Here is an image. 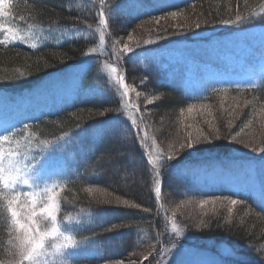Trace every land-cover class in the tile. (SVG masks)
Wrapping results in <instances>:
<instances>
[{
    "label": "rangeland",
    "instance_id": "374dc122",
    "mask_svg": "<svg viewBox=\"0 0 264 264\" xmlns=\"http://www.w3.org/2000/svg\"><path fill=\"white\" fill-rule=\"evenodd\" d=\"M115 2L116 0H105L108 30L105 35L104 51L90 57H84L85 61L91 60L93 62L82 74H79L78 71L82 62L81 58L67 70L52 73L31 88L24 90L0 89V133L5 128L15 127L17 130H21L20 134H22L23 124L30 125L32 122L56 114L64 108L72 107L79 98L84 81L95 65L94 79H103L108 87L115 90L117 102L115 108H120L118 91L116 86L109 81L107 71L103 68V63L105 61L113 63L121 72H124L126 67L127 71L125 72L130 76L131 85L135 91H130L129 96L125 99L130 108L132 105H138L137 100L141 103L149 126V130L145 129L149 133V139L143 146L136 142L137 137L132 132L128 109H121L123 119L112 117L113 120L119 122L122 131L128 134L132 141H135L139 152L144 158L143 166L132 165L128 161L124 165L115 167V170L122 169L124 172H132L133 170L139 174L141 172L139 188L141 193L144 194L150 190L149 186L153 183L149 176V165L145 161L144 156V151L155 152V148L151 146V138L154 137L156 145H159L160 149L167 152L169 145H175L178 148L179 142L183 140L186 132L193 131L192 128H187V125H195L201 119L202 121L200 120V122L202 123L196 126L203 128L205 132L210 131V129L207 123L204 122L203 116H197V122L193 121L191 117L182 121L180 110L174 112L161 110L159 108V103L162 100L159 96L160 93H157L151 87L149 79L140 74L136 68H143L146 71H158L167 78H178L181 74L184 76L183 83L186 91L195 97H200L199 93L213 85L221 87V85H234L236 82L254 81L258 84V87L264 86V81L258 80L259 77L264 76V26L248 25L226 31L227 25L219 24L214 27L201 29L195 34L172 35L168 39L136 49L135 56L126 54L117 61V57L111 49L113 40H120L122 45L124 42H128L127 37L129 34L133 35L134 41L137 37L155 40L156 29L160 26L154 22L150 23L151 18L141 21L138 25L154 24L155 30L152 29L150 32L148 30L149 26H147L143 29L142 34L138 31V36H135L137 34L133 32L132 28H129L128 23L133 14H139L148 8L155 7L163 3L164 0H144L146 7L141 11H131L125 8L118 14L113 13L110 15L107 8L113 7ZM76 3L88 4L89 9H92L90 19L86 20L87 25H91V28L85 25V21H81V23L70 26L63 31H58L54 27L43 28L34 26V40H29L27 44L23 42L16 43L30 46L31 43L35 42L38 48L51 41L60 43L76 38H84L90 43V47H96L99 44V33L95 31L98 27L99 0H77ZM189 16L191 17L192 14ZM23 22L14 19V17L10 20V23L23 29H27L28 25L31 24ZM160 23L170 25L176 23V21L169 18L167 21L161 20ZM0 39H2V36H0ZM129 43L130 46L133 45V42ZM145 78L147 83L142 84L141 82ZM93 86L96 87V85ZM136 92H140L141 95L137 97ZM206 95L207 93H205ZM216 95L212 100L195 104L207 103L212 105V113L208 116V120L215 123L219 128V139L213 140L210 144L205 141L198 145L199 150L185 152L182 157L196 156L201 153L200 151L206 152L207 150H202L201 147L207 146H210L211 154L232 156L231 158L220 156L212 160L213 162L195 166L192 175L198 181L209 186L218 185L234 191L247 192L260 201L261 188L264 183V155L240 143L241 140L248 141L249 137H252L258 142L255 147H264V128L259 123L260 117L257 115L253 123L240 132V129L245 124L240 119L245 107L243 102L244 100L252 101V98L245 97L241 93L234 95L230 91L217 93ZM152 96H158L159 99L150 104L147 103V99ZM224 97L226 98L223 106H221L220 101ZM237 103L241 107L236 108V112L229 115ZM250 106L251 104L246 106V108L248 109ZM137 109L138 107L131 109L133 115L137 114ZM232 118L236 120V124L230 129L227 124ZM137 123L140 124L139 117H137ZM171 126H174V132ZM141 127H144L143 124H141ZM30 130L32 131L31 127ZM91 132L93 131L85 129V131L79 130L72 133L66 142L58 145L56 149L50 152L53 164L71 174L72 168L75 169L81 161L85 160L78 153L83 152L85 154L84 147H86V144H83V142L91 137ZM237 132H240V135L236 141H232L231 136ZM142 147L144 151L141 150ZM35 151H38V149L34 150L33 154H35ZM248 168L252 169L251 175H245V170ZM70 176L66 177L67 182ZM167 181L169 182V180ZM24 190H27V186H25ZM186 191L181 184L179 185L175 182L167 184V209L163 210V214L158 212L156 215L158 225L154 235H156L157 231L163 233L161 237L162 243L157 244V248H163L165 245L170 247L171 240L179 239L183 247L192 253L185 257L188 264H200V262L213 259H220L222 264H232L226 255L220 256L221 252L226 253L228 251L229 246L236 249L241 258L244 259V254L247 251H241L242 247L238 248L237 244L235 245V243L227 240L226 234H220L211 227L197 229L194 224L200 219H204L206 222L211 220L213 223L217 218L225 220L228 224L239 223L241 220L251 216L252 211L249 205L246 203L237 204L233 209L232 219L229 220L227 207L217 208L216 212L213 213L209 211L212 205H206L202 209L198 203H182L188 200L199 201L210 198L198 197ZM178 205H180L179 208L177 207ZM174 211L176 213V223L178 227L185 229L186 238L176 237L175 233L171 232L172 213ZM152 243H156L155 238ZM94 250L95 248H93ZM142 252L129 254L127 259L124 260L125 264H129V260L136 261V264H141V261H143V264H149L151 257L149 261H144L143 257L139 255ZM117 261L100 264H116Z\"/></svg>",
    "mask_w": 264,
    "mask_h": 264
},
{
    "label": "trees",
    "instance_id": "16d2710c",
    "mask_svg": "<svg viewBox=\"0 0 264 264\" xmlns=\"http://www.w3.org/2000/svg\"><path fill=\"white\" fill-rule=\"evenodd\" d=\"M13 2L16 5L13 8L14 19L20 20V16H24L23 23L28 22L35 27H54L58 31H63L70 26L81 23V21H88L92 14V9H89L88 4H77V0H38L36 3L33 0H13ZM261 2L262 0H248V6L257 8ZM168 3L171 6L159 7L157 5L139 14H133L129 19V28H132L136 34L139 32L142 34L143 29L149 26L148 30L151 32L155 28L154 24L148 23L141 26L138 23L153 16H165L171 11L181 12L188 16L192 14L191 18L194 17L193 19L197 17L201 19L229 18V9H231V18L233 19L237 10L247 15L244 0H170ZM237 4H239V9H237ZM77 16L80 19L74 20L73 18ZM261 20V17H256L252 22L245 25H227L226 31L248 25L264 26V22ZM20 22L22 21L20 20ZM217 25L219 24L202 27V29ZM159 26L167 25L160 23ZM188 33L189 35L192 34L191 32ZM89 47L90 43L84 38L60 43L51 41L35 49L19 43L2 45L0 46V77H16L17 73L20 72L25 73V75L13 82L0 84V89L24 90L31 88L50 74L65 71L77 63L82 58V53H85ZM136 69L148 78L151 87L160 93L159 96L162 100L159 103V108L161 110L179 111L187 108L189 104L212 100L217 96V93L212 92L207 93L206 99L192 96L186 91L183 83L184 76L181 74L178 78H167L158 71ZM124 70L127 71L126 67ZM125 71L123 72L125 80L131 85L130 76ZM94 72H96V65L84 81V86L73 108L61 110L30 124L32 131L39 134L40 140H53L55 136H59L64 131L70 134L78 132L80 130L76 127L78 123L81 124L82 128L93 131L91 137L83 142L86 144L84 147L85 154L83 152L78 153L85 160L81 161L75 169L72 168L70 179L61 192L60 218L63 219L69 215L74 218L79 216L84 223L76 230L77 239L95 237L99 242L93 246L95 250H99L98 256L90 258L91 253L87 256L82 253L75 264H100L126 260L131 253L145 251L149 242L152 243L156 236L154 232L158 225L157 213L163 214V210L167 209L166 186L169 182L181 184L187 190L186 192L202 198L228 196L245 200L251 208V216L234 224H228L225 220L217 218L213 223L211 222L210 227L220 234H226L227 240L237 244L238 248H243L241 251H247L243 259L245 264H264V253L257 251L259 248H264V207L260 206V201L247 192H239L237 197L234 195L236 192L234 190L218 185L209 186L198 181L192 175L195 166L213 162L212 160L220 156L228 158L232 156L211 154L212 150H210V146H207L201 147L202 150H207L206 152L200 151L201 153L196 156L181 157L178 167L190 170L187 175L178 174L176 170H169L168 166L165 165L161 170L164 186L159 199L155 198L153 183L149 186V191L144 194L141 193L139 188L141 172L139 174L133 170L132 172H124L122 169L115 170V167L124 165L128 161L132 165L143 166L144 158L135 141H132L130 136L122 131L119 122L112 119L114 116L111 112L106 116L97 115L99 111H104V109H114L117 102L115 90L108 87L103 79L95 80ZM93 85L102 89L105 95H86L85 90ZM228 91L234 95L241 93L245 97L252 98V100L253 97L264 100V86L244 90L229 87ZM136 102L140 114H143L144 120L147 122L141 103L139 100ZM256 107L258 110L260 105ZM244 109L240 119H242L241 122L246 123L252 117V105L250 108ZM200 120H198L199 123L196 120L195 125L202 123ZM230 121H232L231 126L229 123L227 125L231 129L235 126L236 120L232 118ZM146 129L149 130V126ZM171 129L174 132V126H171ZM88 187L104 191L113 201L116 198L121 201L128 200L129 205L99 203L86 191ZM65 197L67 199H64ZM134 204H139L140 209L131 207ZM143 208H149L151 211L145 213ZM90 214L93 218L91 223L88 222ZM217 223L221 227H217ZM114 225L116 227H113ZM8 238L6 213L0 210V260L7 258Z\"/></svg>",
    "mask_w": 264,
    "mask_h": 264
},
{
    "label": "snow or ice",
    "instance_id": "6c2138e0",
    "mask_svg": "<svg viewBox=\"0 0 264 264\" xmlns=\"http://www.w3.org/2000/svg\"><path fill=\"white\" fill-rule=\"evenodd\" d=\"M33 2L36 3L38 0H33ZM99 3L98 27L95 29L99 33V44L96 47L88 48L87 52L82 53V62L78 68L79 74H82L93 62L91 60L85 61L84 57H90L104 51L105 35L108 30V18L105 14L107 6L105 5V0H99ZM158 6L168 7L171 5L168 3V0H164ZM244 6L247 15L237 10L234 19L231 18V9H229V18L225 19H201L199 17L192 19L190 16L177 11L168 12L166 16H153L149 22H154L156 25H160L161 20L167 21L169 18L176 21V23L157 28L155 40L138 37L134 41V37L131 34L127 37L128 42H124L122 45L120 40H113L111 45L112 52L117 57V61H119L126 54H133L135 56L136 49L142 46L147 47L160 40L168 39L172 35H185L188 32L195 34L202 27H208L209 25L217 23L230 26L245 25L252 22L256 17H261V22H264V0H262L257 8H250L248 0H244ZM14 7L16 5L13 0H0V36H2L0 46L5 44L11 45L16 42L27 44L29 40L35 39L34 25L30 24L27 29H23L10 23V20L13 18ZM145 7L144 0H116L114 6L107 8V11L111 15L113 13L118 14L125 8L131 11H141ZM237 9H239V4H237ZM24 19V16H20L21 21H24ZM73 19L79 20L80 17L77 16ZM85 25L91 28V25H87L86 21ZM169 28H171V32ZM129 42H133V45L130 46ZM30 48H37V43H31ZM103 68L107 71L109 81L116 86L119 97L118 102L121 104V107L104 109V111H99L97 115L106 116L107 113L111 112L114 117L123 119L121 109H128L132 132L137 137L136 142L143 146L149 139V133L145 130L148 124L144 120L143 114L138 112V109L137 114L133 115L131 109L137 108V106L132 105L130 108L125 99L129 96L130 91H135V89L132 85L125 82L124 73L119 71L113 63L105 61ZM24 75L25 73L20 72L17 73L16 77H0V84L13 82ZM258 80L264 81V76L259 77ZM141 83H147L146 78ZM232 86L237 90H244L255 89L258 87V84L254 81H245L243 83L236 82L234 85H221V87L213 85L212 87L205 88L199 93V96L206 99L205 93L208 92L227 93L229 87ZM85 94L104 96L105 92L98 87L92 86L85 90ZM140 95V92H136L137 97ZM225 98L221 99V106H223ZM158 99V96H152L150 99H147V103L150 104ZM249 104L252 105V119H249L243 125L240 132L245 127H249L257 115L260 117L259 123L264 128V100L256 97H253L252 101L244 100L243 106H248ZM257 105H260L258 110ZM238 107H241L239 103L236 104L229 115L235 113ZM211 113V104H189L186 110H180L182 121L187 120L188 117L196 121L197 116H203L204 122L207 123L210 131L205 132L203 128L190 124L187 125V128H192L193 131L186 132L183 140L179 142L178 148L175 145H169V150L165 152L160 149L159 145H156L154 137L151 138V146L155 148V152L144 151L142 147L141 150L144 151L145 159L149 165V176L154 184L156 199L160 198L162 187L164 186L161 170L165 165L168 166L169 170H176L178 174L187 175L190 173V170L178 167L184 153L190 150H199L198 145L205 141L210 144L213 140L219 139V128L215 123L208 120V116ZM137 117L140 119V124L137 123ZM141 124L144 127H141ZM231 124L232 121H229V126ZM76 127L81 131H85L79 123ZM20 132L21 130L10 127L5 128L0 133V210L6 213L9 236L6 250L7 258L0 260V264H75L82 253L86 256L91 253L90 258H95V256L100 254L98 249L93 251V246L99 243L95 237L77 239L76 230L84 221L79 216L74 218L69 215L63 217V219L60 218L61 192H63L64 186L67 183L66 177L71 174L53 164L50 152L56 149L58 145L66 142L71 134L64 131L59 136H55L53 140H40L39 134L32 132L29 124H23L22 134ZM240 132L232 135L231 140L236 141ZM240 143L264 155V147H255L258 142L254 138L249 137L248 141L241 140ZM36 149L38 151H35V154H33ZM251 173V168L245 170V175H251ZM25 186H27V190H24ZM86 191L99 203L129 205L128 200L121 201L119 198H116L113 201L108 194L97 188L88 187ZM239 194V191L234 192V195L237 197ZM64 199H67V197ZM182 203H198L202 209L206 205H212L209 211L213 213L216 212L217 208L227 207L228 219L231 220L234 207L237 204H245L246 202L238 198L217 196L199 201L188 200ZM260 206L264 207V185L261 188ZM131 207L140 209L141 206L134 204ZM177 207L179 208L180 205ZM150 211L151 209L149 208H143V212L145 213H149ZM175 216L176 213L174 211L172 213L171 232L175 233L176 237L186 238L185 229L178 227ZM92 219L90 214L88 222L91 223ZM210 225L211 220L206 222L204 219H200L194 224V227L197 229L202 227L209 228ZM113 227L116 226L114 225ZM217 227H221V225L217 223ZM162 236L163 233L157 231L155 236L156 243L149 242L146 251L139 253L143 257V260L149 261L151 257L149 264H188L185 257L192 253L183 247L179 239L171 240L170 247L165 245L163 248H157L156 245L162 243ZM257 251L264 253V248H259ZM225 255L231 260L232 264H245V261L237 250L231 246H229L226 253H220V256ZM116 264H125V262L124 260H120ZM129 264H136V261L129 260ZM141 264H143V261H141ZM200 264H222V261L220 259H213L211 261L200 262Z\"/></svg>",
    "mask_w": 264,
    "mask_h": 264
}]
</instances>
